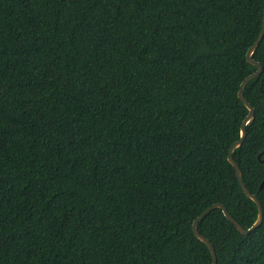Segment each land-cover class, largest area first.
Here are the masks:
<instances>
[{"label": "trees", "instance_id": "obj_1", "mask_svg": "<svg viewBox=\"0 0 264 264\" xmlns=\"http://www.w3.org/2000/svg\"><path fill=\"white\" fill-rule=\"evenodd\" d=\"M263 11L0 0V264H212L193 220L257 216L227 155ZM252 59L232 156L263 219L199 220L216 264H264V36Z\"/></svg>", "mask_w": 264, "mask_h": 264}, {"label": "water", "instance_id": "obj_2", "mask_svg": "<svg viewBox=\"0 0 264 264\" xmlns=\"http://www.w3.org/2000/svg\"><path fill=\"white\" fill-rule=\"evenodd\" d=\"M264 36V11H263V18H262V26H261V30L257 36V38L255 39V41L253 42V44L247 49L246 52V59L249 63L256 65L257 66V70L251 74H249L248 76H246L243 81L240 83L239 85V89H238V97L241 100V102L246 106L248 112L247 115L245 116V118L242 120L241 125H240V136L237 140H235L229 150H228V155H227V159L228 161L231 163V165L234 167L235 169V173L239 182V185L242 189V191L250 198L252 199L256 206H257V216L255 221L253 222V224L248 228V229H244L226 210V208L220 204V203H214L211 206L207 207L206 209H204L192 222V230L195 234V236L200 239L202 242H204L206 244V246L208 247L210 254L212 256V264H216V256H215V250L214 247L212 245V243L203 235H201L196 227V223L201 220L209 211H211L212 209L215 208H221L224 216L236 227V229L243 235L248 234L250 231H252L253 229H255L256 227H258L263 219V209H262V205L260 203V201L258 200V198L256 197L255 194L251 193L243 184L242 179H241V171L240 168L238 166V164L235 162V160L233 159L232 153L233 150L239 146L244 138H245V126L246 124L253 118L254 115V109L252 107V105L246 100V98L243 95V89L244 86L246 85V83L255 77H258L262 71V66L259 62H257L256 60L252 59V53L254 52V50L256 49V47L258 46L259 42L261 41V39ZM262 186V185H260Z\"/></svg>", "mask_w": 264, "mask_h": 264}]
</instances>
